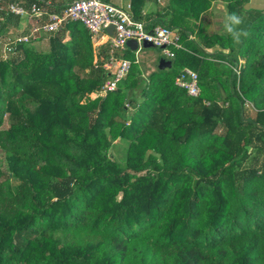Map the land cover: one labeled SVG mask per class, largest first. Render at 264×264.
<instances>
[{
    "label": "trees",
    "instance_id": "obj_1",
    "mask_svg": "<svg viewBox=\"0 0 264 264\" xmlns=\"http://www.w3.org/2000/svg\"><path fill=\"white\" fill-rule=\"evenodd\" d=\"M18 1L0 0V37ZM146 1L132 0L139 21ZM168 1L185 50L147 76L123 57L106 95L110 45L95 53L79 21L46 50L0 45V264H264V11L236 42L208 18L221 1L240 19L247 0Z\"/></svg>",
    "mask_w": 264,
    "mask_h": 264
},
{
    "label": "built area",
    "instance_id": "obj_2",
    "mask_svg": "<svg viewBox=\"0 0 264 264\" xmlns=\"http://www.w3.org/2000/svg\"><path fill=\"white\" fill-rule=\"evenodd\" d=\"M25 2L21 0L9 4L7 12L20 18L39 20V23L29 35L8 37L2 48L4 57L7 58L18 44L47 40L50 33L58 31L67 22L79 21L89 30L92 38L104 33L110 40V59L105 65L110 77L102 88V95L115 91L129 74L132 62L117 56L128 48L129 41L135 40L139 45L150 43L161 49L171 61L176 58V50H185L178 32L166 25L147 28L145 22L135 18L130 4L122 7L104 0H73L61 13L50 14L48 8L51 4L48 0H32L29 8H26ZM44 18L48 19L42 24L40 21ZM111 26L115 27L114 35L109 37L105 32ZM176 84L191 97L201 95L200 77L193 69L183 68L176 78Z\"/></svg>",
    "mask_w": 264,
    "mask_h": 264
},
{
    "label": "crops",
    "instance_id": "obj_3",
    "mask_svg": "<svg viewBox=\"0 0 264 264\" xmlns=\"http://www.w3.org/2000/svg\"><path fill=\"white\" fill-rule=\"evenodd\" d=\"M48 1L50 2L51 5L55 6V9L57 8V9H61V10H64V8L67 7V5L69 4V3L63 4L61 0H48ZM105 1L113 3L117 6H122V7H125L128 4L132 5V0H105ZM224 7H225V3L221 2V1H217V2H214L212 4V7H211L212 16H211V18L215 17L214 20L212 19V21H209L210 23H212L210 26V29L212 31H214L215 27H216V29L218 28V25H217L218 23L216 22V17L218 19V17H219L218 11H220V13H221V9H224ZM245 7H246V9L244 8V11L240 17L241 22L236 27V31L242 33V35H243L244 31L246 30V28L248 27L249 23L253 19H255V17H257V15H259L260 12L264 11V0H251L250 2L247 3V5ZM174 15H175V11L172 8V6L170 5V2L168 0H147L145 6L143 8V11H142V16L144 17L143 21L146 23L148 28H150L152 26L151 24H154L156 26L162 25L163 24L162 20L164 18L165 19L164 23L167 24V26L169 25L172 30H174L175 32H178L181 36V33H180L181 29L173 26L174 24H176V22L173 21ZM177 17H179L178 14H177ZM226 17L228 18V12H227ZM180 22L186 23L187 21L185 20V18H183L182 20L179 21V23ZM38 23H39V20H36V19L21 18L19 24L16 25L17 27H15L13 30L12 29L9 30V34L16 36L20 32L19 31L20 28L24 29V26H26L25 28H28V30H31ZM196 23L197 22L194 20V24H196ZM221 25H222V27H221ZM221 25H220V31L218 30V31H216V33L217 34H221L222 32H223V34L227 33V28H226L227 24L225 23V24H221ZM105 33L109 37H112L108 31H106ZM6 35H8V32H6ZM194 38H195V36L190 34V39L193 40ZM92 40H93V47H94L95 53H97L98 50L103 49L105 47H108L110 45V40L104 36V33H101L95 39L92 38ZM41 42H42V40H39L38 42H35V44H33V45L41 46ZM39 43H40V45H39ZM142 48H143V45L138 44V48L135 51H133L131 48L128 47L125 51H123L119 54H121L120 57L123 58L125 56L131 57V53H134L136 63L140 64L144 67V73L145 74L147 73L146 75L154 72L157 68H159V64H160V61L162 59L169 60L161 52V55L159 57L149 56L150 57L149 61L146 62L145 61L146 57L144 59V57L141 56V52L143 51ZM143 49H146V48H143ZM207 51L210 53L213 52L212 49L211 50L209 49ZM226 51H228V50H226ZM103 58L106 62L108 61L107 52H106V57H103ZM96 60H97V56L95 58V61ZM169 61H171V60H169ZM147 65L149 67H147ZM92 97H95V95L93 94Z\"/></svg>",
    "mask_w": 264,
    "mask_h": 264
},
{
    "label": "rangeland",
    "instance_id": "obj_4",
    "mask_svg": "<svg viewBox=\"0 0 264 264\" xmlns=\"http://www.w3.org/2000/svg\"><path fill=\"white\" fill-rule=\"evenodd\" d=\"M62 1V3L63 4H66V3H71L73 0H61ZM251 0H247V3L248 2H250ZM247 3L245 4V6L247 5ZM244 6V8L246 9V7ZM218 11V10H217ZM243 11V10H242ZM212 12V11H211ZM227 12H228V7H227V4H225V7H224V9H221V13H220V11H218V13H219V17H218V19H217V17H216V22L218 23L217 25H218V28L216 29V27H215V29H214V32L216 33V31H220V25L221 24H227L228 25V18L226 17V15H227ZM1 15V14H0ZM229 17V16H228ZM0 19H1V17H0ZM212 19L214 20L215 19V17L214 18H211V17H209L208 18V21H212ZM1 23V22H0ZM212 24V23H211ZM26 26H24V29H22V28H20V32L16 35V36H14V35H10V34H8V35H4V36H1L0 37V45H4V43L9 39L8 37H20V36H25V34L27 33V32H29L28 31V28H25ZM221 27H222V25H221ZM236 27L237 26H235V29H236ZM222 30V29H221ZM31 31H32V29H31ZM223 31V30H222ZM217 34V33H216ZM221 34H223V32L221 33ZM2 43V44H1ZM35 44V43H34ZM39 45H40V43H39ZM41 48V50L42 49H44V50H46L47 48H48V41L47 40H44V41H42L41 42V46L39 47V49ZM142 52H141V56H143L144 57V59H145V57H146V59H145V61L146 62H148L149 61V56H156V57H159L160 55H161V49H159V48H147V49H143L142 48ZM213 51V50H212ZM225 52H227L228 53V51H225ZM131 58L132 59H134V60H136L135 59V54L134 53H131ZM241 63H245V60L244 59H242V61H241ZM147 67H149L148 65H147ZM151 68V67H150ZM149 68V69H150ZM147 74V73H146ZM145 74V76H147ZM116 157H120L121 155H118V153L116 152V151H114V153H113Z\"/></svg>",
    "mask_w": 264,
    "mask_h": 264
},
{
    "label": "water",
    "instance_id": "obj_5",
    "mask_svg": "<svg viewBox=\"0 0 264 264\" xmlns=\"http://www.w3.org/2000/svg\"><path fill=\"white\" fill-rule=\"evenodd\" d=\"M114 29H115L114 26H111V27L108 29V32H109V34H110L111 36L114 35ZM142 45H143V48H146V49H147V48H155L152 44H150V43H146V42L143 43ZM127 46H128L129 48H131L133 51H135V50L138 48V43H137L135 40H131V41H129V42L127 43ZM172 66H173L172 61H169V60H166V59H162V60L160 61V64H159V68H160L161 70L171 69Z\"/></svg>",
    "mask_w": 264,
    "mask_h": 264
},
{
    "label": "clouds",
    "instance_id": "obj_6",
    "mask_svg": "<svg viewBox=\"0 0 264 264\" xmlns=\"http://www.w3.org/2000/svg\"><path fill=\"white\" fill-rule=\"evenodd\" d=\"M228 19L235 25H238L240 24V19L235 15H231L230 17H228ZM226 28H227V31L232 35V38L236 41V42H239L240 41V38H241V35L242 33L240 32H237V31H234L233 30V27H230V26H227L226 25Z\"/></svg>",
    "mask_w": 264,
    "mask_h": 264
}]
</instances>
